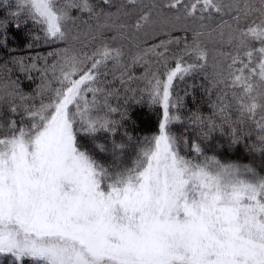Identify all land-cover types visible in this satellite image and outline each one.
Wrapping results in <instances>:
<instances>
[{
    "label": "snow or ice",
    "instance_id": "snow-or-ice-1",
    "mask_svg": "<svg viewBox=\"0 0 264 264\" xmlns=\"http://www.w3.org/2000/svg\"><path fill=\"white\" fill-rule=\"evenodd\" d=\"M103 4L115 11H97L92 0H16L10 13L57 46L0 63V256L14 264H264V165L225 162L173 132L185 122L178 86L202 74L211 112L186 118L200 139L219 132L235 145L255 134L253 150L264 155V0ZM73 9L88 14L83 27ZM16 71L28 80L38 73L39 83L25 93ZM145 101L161 110L158 131L137 142L129 163L128 144L115 135L130 119L126 106Z\"/></svg>",
    "mask_w": 264,
    "mask_h": 264
},
{
    "label": "trees",
    "instance_id": "trees-1",
    "mask_svg": "<svg viewBox=\"0 0 264 264\" xmlns=\"http://www.w3.org/2000/svg\"><path fill=\"white\" fill-rule=\"evenodd\" d=\"M120 0H113V4L119 3ZM148 3L149 0H144ZM159 2V1H158ZM92 3L97 6V11L103 8L105 11H115V8L109 9L108 6L103 4V0H92ZM16 0H0V20H7L8 28L5 32L3 28H0V41H3L4 36L7 37L6 45L0 46V63L10 59L13 56L32 57L39 55H45L48 51L52 50L57 45L46 44L43 40V33L33 25L29 20L25 22L23 16L17 18L13 17L10 13L16 11ZM72 13L74 16L80 17L77 21L83 27L82 21L89 20L87 13H81L73 9ZM226 19V18H225ZM94 23V22H93ZM16 24L20 27L17 28ZM40 35L41 39L35 41L34 36ZM182 35V33H177ZM163 38V37H161ZM158 40L149 39V43H155ZM32 43L34 47L28 48L26 45ZM42 63V62H41ZM142 69H137V74L142 72ZM33 76L32 80H28L26 74L18 71L14 72L13 78H19L20 86L25 93L31 92L37 83L38 73H31ZM204 84L203 75L194 73L192 76L187 77L185 82L178 86V92L183 97V108L181 114L185 117V122L177 124L173 127V132L176 134H184L190 140H200L205 148V151L209 154H215L225 162H235L239 164H250L257 168H261L264 165V155L258 150H253L255 144V134L251 137H245L240 143L232 145L227 135H221L219 132L213 133L210 140H201L198 136L199 129L194 125H191L187 121V116L191 113L199 112L205 116L209 115L211 109L208 107V97L205 95L202 85ZM137 85H133L136 87ZM187 93V94H185ZM113 106H117V101H111ZM120 105L123 107L122 102ZM127 111L130 119L123 122L119 131L115 135L117 143L123 142L128 144V147L124 152V159L126 162L131 161L137 150V142L143 140L145 137H151L158 131V122L160 119L161 110L158 107H149L147 102L137 104L130 102L127 106ZM119 120V115L114 117ZM125 131L132 136V142L129 143L125 138ZM247 131V129H245ZM80 143L86 148H92L91 138L81 134ZM97 142L105 143L108 147H111L109 142V136L105 133H99ZM96 158L104 164H110L113 161V157L110 152L100 153L98 150L95 151ZM0 264H14V260L3 258L0 259ZM25 264H30L26 261Z\"/></svg>",
    "mask_w": 264,
    "mask_h": 264
},
{
    "label": "rangeland",
    "instance_id": "rangeland-1",
    "mask_svg": "<svg viewBox=\"0 0 264 264\" xmlns=\"http://www.w3.org/2000/svg\"><path fill=\"white\" fill-rule=\"evenodd\" d=\"M159 1V0H158ZM226 19H227V17H225ZM218 17H217V22H218ZM3 258H7V259H11V260H14V258L13 257H11V256H6V255H3V256H0V259H3Z\"/></svg>",
    "mask_w": 264,
    "mask_h": 264
}]
</instances>
